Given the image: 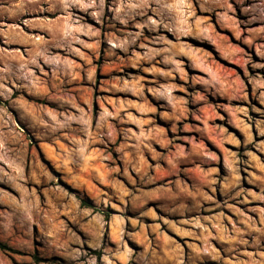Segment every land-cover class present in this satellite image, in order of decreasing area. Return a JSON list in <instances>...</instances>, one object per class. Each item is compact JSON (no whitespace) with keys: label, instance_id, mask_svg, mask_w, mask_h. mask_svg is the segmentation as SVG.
I'll return each instance as SVG.
<instances>
[{"label":"clouds","instance_id":"9594fccd","mask_svg":"<svg viewBox=\"0 0 264 264\" xmlns=\"http://www.w3.org/2000/svg\"><path fill=\"white\" fill-rule=\"evenodd\" d=\"M85 16L100 27L91 26ZM117 23L125 28H117ZM129 24L137 30L127 31ZM105 25L122 31L123 37L114 32L102 37ZM145 29L150 37L144 35ZM221 32L234 35L249 49L255 46L257 55L264 57V0H0V112L6 115L5 104L20 108L14 89L23 93L37 81L51 91L46 89L43 98H32L54 103L60 109L47 113L39 107L34 113L24 108L17 116L43 147H48L45 141L58 145L56 163L60 171L55 177L39 165L23 133L7 127L12 124L10 119L0 124V249L10 250H0V257L19 253L15 264L52 259L61 264H185V254L174 240L169 239L167 251H161L159 241L146 238L150 230L142 228L141 222L152 215L146 211L149 206L159 205L168 213L184 215L200 212L206 203L209 210L227 207L238 212L230 200H264V194L247 192L241 186V170L259 168V176L248 172L247 179L249 183L261 181L264 193V164L252 152H244L247 159L239 154L241 146L246 149L249 145L264 152V140L253 139L248 109L233 110L245 118L236 121L244 134L242 145L226 130L209 125L212 116L208 112L224 107H212L209 99L223 96L229 103L247 101L244 82L227 69L215 75L205 73L189 54L192 46L208 49L213 55L198 54L215 69L214 61L223 62L224 57L214 47L210 39L214 37L231 49L232 63L244 68L246 74L252 57ZM103 38L109 41L105 59L111 67H123L125 74L127 68L152 74L151 82L156 86L150 89L151 102L145 96L142 77H111L110 68H105L104 74L110 78L97 84L92 59L99 55ZM112 41H116L115 48L123 56H116ZM134 45L141 51L131 47ZM145 63L149 67L145 68ZM37 72L42 75L38 77ZM177 77L183 84L175 82ZM249 80L254 92L259 89L258 99L264 104V80L258 84ZM82 82L88 87H81ZM186 89L191 90L186 98L175 95L177 90ZM93 90L100 93V107L95 114ZM129 94L134 99L117 98ZM201 104L205 107L197 113L189 111V105ZM192 115L199 125L185 123ZM157 121L164 127H158ZM254 123L258 134L264 136V119ZM169 125L171 139L165 130ZM213 135L222 150L225 140L237 146V151H225L226 174L218 171L220 158L205 147ZM154 145H159V150ZM148 157L155 163H149ZM102 161L108 163L93 168ZM61 175L64 179L58 182L70 187L78 200L56 195L51 185ZM85 176L89 182L107 185L108 191H86L81 179ZM92 187L95 189V185ZM238 217L247 226L233 224L229 229L222 224L223 213L218 212L211 218L221 225L217 235L213 237L204 229L197 239L205 246L197 251L209 252V240L215 238L228 244L226 251L233 254V264H264V226L256 228L255 221L239 213ZM260 222L264 225V210ZM116 224L119 231L113 238L115 247H111L108 228ZM151 231H155L154 226ZM252 231L257 235L252 236L251 246L262 250L254 254L244 251L246 259H240L238 246L249 245L245 234ZM189 234L194 235L185 233ZM211 252L214 259L224 260L218 252Z\"/></svg>","mask_w":264,"mask_h":264},{"label":"rangeland","instance_id":"374dc122","mask_svg":"<svg viewBox=\"0 0 264 264\" xmlns=\"http://www.w3.org/2000/svg\"><path fill=\"white\" fill-rule=\"evenodd\" d=\"M136 19H139V17H137ZM85 21L93 27H100V25H97L87 16H85ZM225 26H227V21H225ZM116 27L119 29L125 28L124 25H120L119 23H117ZM126 30L136 31L137 29L135 25L129 24ZM108 32H114L115 36L119 38L123 37L122 31H114L108 25H105L103 28H101L102 37H105V34ZM144 35L146 37H150V33L148 29L144 30ZM220 35L227 37L236 47H242L244 51L249 56L252 57V63L246 65L247 67L246 74L244 68H241L238 64L232 63L231 57L233 53L231 49L220 44L219 41H217L214 37L210 39L213 42L214 47L219 51L220 55L224 57L223 62L214 61L216 63L215 69H213L210 64H206L203 61V58L198 54L200 52H206L208 53V55H213V53L208 49H197L195 46H192L189 49V54L192 56L196 64L199 67H201L205 73H210L215 75L221 69H227L235 73L236 76L239 77V79L244 82L248 99L247 101H242V102H237L233 100L231 103H229L228 100L225 99L223 96H221L219 99L210 98L209 105H211L212 107H215L217 104H223L224 107L216 108L215 113H212L211 111L208 112V114L212 116V119L209 121V125L213 129L220 128L226 130L229 136H234L237 140H240L242 145L244 140V134L241 132L240 128L236 126V121L237 119H245V118L242 116V114H234L233 110L241 107L247 108L248 117H250L251 120L253 121L251 125V132L253 139L256 142H259L261 140H264V136H260L258 134L254 122L257 120L264 119V104H261L258 99L259 89L257 88V90L254 92L253 84L250 82L249 78H251L253 81H256L257 84L261 80H264V67H257V68L252 67V64L264 65V57L257 55L255 46L249 49V47L244 45L242 42L238 43L236 41L235 36L230 35L228 32H221ZM169 38L171 39V37ZM185 43H189V42L185 41ZM115 44L116 41H112L111 47L114 48L116 56L117 57L123 56L124 54L121 52V50L115 48ZM109 47H110L109 41L106 38H103L99 47V55L92 59V64L95 65L97 69L96 71L97 84H99L101 80L110 78L108 75L104 74L103 70L105 68H110L111 77H118L124 75L125 80H128L131 76L142 77L143 78L142 83L144 84V89H145V96L149 97V102H151L152 98H151L150 89L156 86L151 82L152 74L147 71H144L143 69L134 70L131 68H127L125 74V70L123 67L120 70H117L115 67H111L109 61L105 59V52ZM131 47H134L136 51H141L138 45H134ZM20 51H23V49H20ZM89 55L91 54L89 53ZM128 55H131V51L128 53ZM75 59L77 60L78 63L80 62L78 57H76ZM147 67H149V65L145 63V68ZM45 71H48V69L46 68ZM41 75H42L41 73L37 72L38 77H40ZM81 75H83V73H81ZM175 82L179 84H183V82L179 80V77H177V80ZM160 83L163 84L164 80L160 79ZM80 86L84 88L88 87V85L83 82L81 83ZM7 87L13 88L14 84H8ZM46 89L48 91H51V89L48 88L46 84H41L38 81L33 82L32 88L30 90L25 89L23 93L16 91L14 89L13 96L19 101L20 108H8V106L5 104L3 107L6 110V115L4 112H0V124H3L5 120L10 119L12 121V124L7 127H11L16 131L23 133V137L26 138L28 141H30L29 144L30 150H34L36 152L39 165L42 166V168L46 170L49 175L55 177L56 173L60 171L56 163V151L58 145L55 142L45 141V143L48 144V147L47 148L43 147L41 145V142L38 139H35V133L29 135L28 127L25 126V123H23L21 119L17 118L18 114L24 108H28L30 111L34 113L39 107L45 108L47 110V113H55L60 111V109L57 108V106L54 103H42V100H36L32 98L35 96H40L41 98H43L46 94L45 93ZM188 91L191 90L186 89L185 92H181L177 90L175 92V95L185 96L186 98ZM196 91L199 90L196 89ZM93 96H94L93 113L95 114V112L100 107L99 104L100 93L98 92V90H93ZM117 98L134 99V97L131 96V94H129L127 97H117ZM82 107L84 106L82 105ZM203 107H205L203 104L197 107H192L191 105H189V111L192 113H197L199 109ZM157 111L159 112L160 109L158 108ZM185 123H189V124L195 123L199 125L200 121L197 120L194 115H192L187 118ZM30 126L31 125H29V127ZM129 126L132 127L133 130H135L134 125H129ZM157 126L164 127V124L157 121ZM182 126L183 125H181V127ZM170 129L171 126L169 125L165 130L169 133V138L171 139L172 134ZM214 140H215L214 135L208 138L205 143V147H209V150L213 151L220 158V166L218 168V171H220L221 174H226V169L224 167L226 162L225 151L227 152L237 151V146L225 140L222 150L220 147L217 146ZM60 143H63V141H60ZM183 143L186 145L187 140L185 139ZM154 147L157 150H159V145H154ZM245 151L252 152L259 159L260 163L264 164V152H260L253 145H249L246 149L243 146H241L239 148V154L241 156V159H247V156L244 155ZM113 158L115 159V154H113ZM148 160L149 163L152 164L155 163L150 157H148ZM99 163H108V162L107 161L98 162L92 165L93 168L98 167ZM49 165H51V167H49ZM248 172H253L255 176H259L261 174L259 168H249L248 171L241 170L240 173L242 177L241 186L245 188L247 192L256 193L258 195L264 194L261 192V181L254 180L253 183L248 182L247 179ZM62 179H64L63 175L58 177L56 181L52 182L51 186L56 189V195L59 196L61 194H66L67 196L73 197L74 199L78 200L79 197H77L75 193L70 190V187H65L64 184L58 182L59 180ZM81 179L85 182L84 188L86 191L91 190L92 193H94L96 189H99L101 192L108 191L107 185H101L97 181L89 182L87 176L82 177ZM117 179H119V177H117ZM65 183H67L66 180ZM93 185H95V189H93L92 187ZM71 187H79V185H71ZM40 192L42 193L43 190L41 189ZM243 199H244L243 197H240L235 200L229 201V204L233 205L235 209L238 210V212L232 211L230 208L227 207L212 208L211 210H209V205L207 203L203 205V208L200 212H191V213H186L184 215H181L180 213H174V214L168 213L164 211L163 208L159 205L155 207L149 206L146 209V211H149L150 213H152V215L146 217L141 222V227L150 230V234H147L146 238L150 241H159L161 251H167L165 245L169 239L174 240L185 254V264H225V262H228V264H233L234 256L233 254L226 251L228 247V244L226 242L217 240L215 238H211L209 240L210 251L200 252L197 251V249H200L205 245L199 239H197V237L201 235L204 229H207L209 232H212L213 237L217 235V229L220 228L221 225L217 224L216 221L211 218L214 217L218 212L223 213L225 219H223L222 224L224 227H227L229 229H231L233 224H235L237 227L247 226L246 224L240 221L238 217V213L240 216L244 218H250L252 221H255L256 228H260L264 226L261 225L260 222L262 219V210H264V200L248 199L244 203L239 202L240 200ZM217 200L222 204V201L220 200L219 196H217ZM53 208H55L54 202H53ZM200 217H204V219H201ZM61 219H63V215H61ZM131 219H135V217H131ZM209 225H212V227H209ZM53 226L55 227V223ZM153 226L155 227V231H151ZM118 231H119V224L109 226L108 239L111 241L109 246L115 247V242L113 238L115 237ZM185 233H194V235L192 234L185 235ZM77 235H79V233H77ZM256 235L257 233L255 231L245 234V239L249 240V245L238 246L241 248V253L239 257L240 259H246V257L243 255L244 251L254 254L257 251L262 250L251 246V238L252 236H256ZM139 239L140 237L138 236L137 241H139ZM261 245H264V238H261ZM140 247L141 245L137 242V248ZM0 250H4V249H0ZM211 250L218 252L220 256L224 257V260L214 259ZM4 251H10V250H4ZM92 254L96 255V253H92ZM18 256L19 253H13L12 256L9 257H0V264H5V260L8 261V264H15V261ZM38 264H61V261L52 259L47 261H40L38 262Z\"/></svg>","mask_w":264,"mask_h":264},{"label":"trees","instance_id":"16d2710c","mask_svg":"<svg viewBox=\"0 0 264 264\" xmlns=\"http://www.w3.org/2000/svg\"><path fill=\"white\" fill-rule=\"evenodd\" d=\"M4 250H8V249L5 248Z\"/></svg>","mask_w":264,"mask_h":264}]
</instances>
